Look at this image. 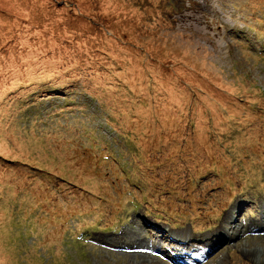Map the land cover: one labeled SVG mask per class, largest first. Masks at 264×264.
<instances>
[{
	"label": "rangeland",
	"instance_id": "1",
	"mask_svg": "<svg viewBox=\"0 0 264 264\" xmlns=\"http://www.w3.org/2000/svg\"><path fill=\"white\" fill-rule=\"evenodd\" d=\"M0 264H264V0H0Z\"/></svg>",
	"mask_w": 264,
	"mask_h": 264
},
{
	"label": "bare ground",
	"instance_id": "2",
	"mask_svg": "<svg viewBox=\"0 0 264 264\" xmlns=\"http://www.w3.org/2000/svg\"><path fill=\"white\" fill-rule=\"evenodd\" d=\"M229 222H232V221H229ZM229 222H228V223H229ZM226 228H227V227H225V229H226ZM221 231L223 232V230H221ZM222 232H221V233H222ZM226 237H229L228 239H226V241H231V240H232V239H231L232 236H231V234H229L228 232H227V236H226ZM234 238H235V236H234ZM224 242H225V241H224ZM189 258H190V257H189Z\"/></svg>",
	"mask_w": 264,
	"mask_h": 264
}]
</instances>
